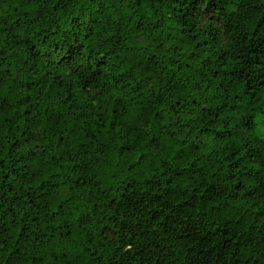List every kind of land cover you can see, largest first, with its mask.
<instances>
[{"label":"clouds","instance_id":"1","mask_svg":"<svg viewBox=\"0 0 264 264\" xmlns=\"http://www.w3.org/2000/svg\"><path fill=\"white\" fill-rule=\"evenodd\" d=\"M251 4L195 16L193 39L175 0H0V264H264V75L236 55L264 27ZM134 189L153 242L110 219ZM190 218L229 230L205 252L176 239Z\"/></svg>","mask_w":264,"mask_h":264},{"label":"trees","instance_id":"2","mask_svg":"<svg viewBox=\"0 0 264 264\" xmlns=\"http://www.w3.org/2000/svg\"><path fill=\"white\" fill-rule=\"evenodd\" d=\"M227 2L228 0H208L207 6L204 7L205 0H175L173 12L177 18V23H182L181 31L188 32L190 37L194 39L195 36L199 34H193L197 23L194 17L199 16L201 20L208 19L212 21L213 24L219 23L221 16L225 13ZM251 7V0H241V15L246 14ZM176 9H180V11H177ZM185 16L187 17L186 19ZM261 23L264 24V20H262ZM209 28L214 32L218 31V29H213L211 24L209 25ZM236 40L237 43L242 45L241 50L236 55L244 63L245 67L250 69L251 74L254 76L256 74L264 75V27L258 28V32H253L250 37L247 34L241 35L238 32ZM226 56L227 53L224 52L221 54V57H218V59H221L222 62L226 63ZM195 171H198V169H193V174ZM6 178L7 174H5V179ZM153 180L154 186L163 184V181L158 178H153ZM241 183L243 182L241 181ZM239 187L240 184L235 186L237 189ZM226 190V185L217 183L209 188L208 193L209 196L215 197L223 194ZM173 193L174 190L171 189H166L161 193L153 192L150 199L154 202L165 194L171 196ZM238 194L239 193L236 191L230 193L232 196ZM247 194L249 193H246V195ZM144 195L146 194H138L137 190L134 189L126 196L122 194L123 198L116 200L115 204L110 205L117 212V215L110 219H113L118 223L122 242H134L137 244L153 242L151 237L156 235V233H151L149 229L156 220L152 216L142 214L140 202L144 198ZM193 203L194 201H191L190 198V201L186 206L180 208V213L186 212L188 208L193 206ZM153 213L155 217H159V210L154 209ZM161 224L164 225L165 232L172 228V225L167 223V218L165 221H161ZM106 228H109L113 235L116 234V230L111 228V226H106ZM228 230L229 229H227L225 225L223 229L217 228L215 232L211 230L204 231L201 223L192 221L190 218V222L186 225L185 229L176 234V239L181 240L182 238L184 242L193 244L198 248L204 249L205 252H208L211 250L217 234L226 235ZM129 234H131V237ZM137 234L143 237L142 241H135L132 239L136 237ZM193 255H195V253H193Z\"/></svg>","mask_w":264,"mask_h":264}]
</instances>
